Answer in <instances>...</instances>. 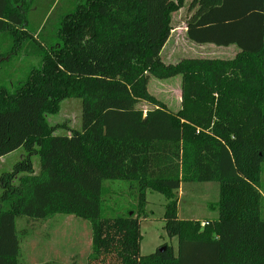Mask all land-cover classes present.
Here are the masks:
<instances>
[{
    "label": "trees",
    "instance_id": "16d2710c",
    "mask_svg": "<svg viewBox=\"0 0 264 264\" xmlns=\"http://www.w3.org/2000/svg\"><path fill=\"white\" fill-rule=\"evenodd\" d=\"M34 1L0 0V35L11 39L0 60L18 53L30 28L46 19L49 7L28 18ZM177 1H79L61 20L56 45L34 43L41 67L14 92L0 87V159L25 152L0 178V264H19L18 219L58 214L89 224L87 264H264L256 188L264 164V0H195L189 41L239 53L166 65L160 53L171 15L185 0ZM176 75L183 77L182 107L174 114L148 86L151 77ZM67 99L82 102L80 130L46 121ZM141 102L153 108L144 112ZM107 181L128 184L134 209L104 216ZM182 183L222 186L217 220L201 228L179 218ZM149 191L168 200L164 229L178 239L177 253L171 246L140 253Z\"/></svg>",
    "mask_w": 264,
    "mask_h": 264
},
{
    "label": "rangeland",
    "instance_id": "374dc122",
    "mask_svg": "<svg viewBox=\"0 0 264 264\" xmlns=\"http://www.w3.org/2000/svg\"><path fill=\"white\" fill-rule=\"evenodd\" d=\"M34 1V0H33ZM82 0H36L39 12L49 7V13L39 26L30 28L31 39L25 41L18 53L0 60V87L10 92L16 91L29 77L33 69L42 65V57L36 53L33 45L40 43L43 47L58 43L57 30L61 20L76 9ZM177 4V0H173ZM35 3V1H34ZM33 3V4H34ZM199 6L195 0H185L182 7L172 13L168 40L161 50L160 57L166 65H176L189 59L232 60L239 53L236 46L217 47L215 45H197L187 37V25ZM43 11V12H44ZM38 15V14H37ZM36 13L28 10V18L35 19ZM37 18V17H36ZM39 18V17H38ZM37 18V19H38ZM10 36V35H9ZM0 35V52L11 50V39ZM182 75L159 80L150 78L149 93L168 110L177 114L182 107ZM146 112L153 106L141 102L136 106ZM82 102L79 99H67L60 104L59 111L54 115H46L50 126H67L70 129H81ZM59 134L67 131L59 129ZM25 155L24 150L8 154L0 159V178L12 171L13 165ZM35 175H40V158H32ZM22 176V175H20ZM262 208L260 216L264 219V164L258 174ZM2 189L0 185V196ZM222 196V186L219 183H182L176 193L178 215L182 220L199 222L201 228L207 222L219 217V203ZM103 214L107 217L120 215L134 209L136 201L125 182H104ZM147 217L141 219L142 241L140 253L147 256L155 253L160 247L171 246L175 253L178 250V239L169 238L164 229L163 216L168 200L165 195L157 192H147ZM17 231L24 232L20 236L19 264H87L91 254L92 238L87 222L74 216L55 215L43 221L18 219Z\"/></svg>",
    "mask_w": 264,
    "mask_h": 264
},
{
    "label": "crops",
    "instance_id": "0c3cea01",
    "mask_svg": "<svg viewBox=\"0 0 264 264\" xmlns=\"http://www.w3.org/2000/svg\"><path fill=\"white\" fill-rule=\"evenodd\" d=\"M38 8H39L38 6H35V7L33 8V10H31L32 13H36V11H37Z\"/></svg>",
    "mask_w": 264,
    "mask_h": 264
},
{
    "label": "water",
    "instance_id": "95a60500",
    "mask_svg": "<svg viewBox=\"0 0 264 264\" xmlns=\"http://www.w3.org/2000/svg\"><path fill=\"white\" fill-rule=\"evenodd\" d=\"M161 251H164V248H160Z\"/></svg>",
    "mask_w": 264,
    "mask_h": 264
}]
</instances>
